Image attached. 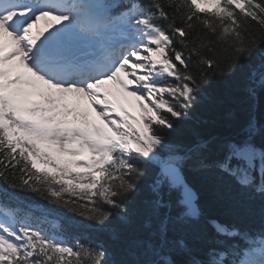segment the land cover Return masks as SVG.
<instances>
[{
    "label": "snow or ice",
    "instance_id": "obj_1",
    "mask_svg": "<svg viewBox=\"0 0 264 264\" xmlns=\"http://www.w3.org/2000/svg\"><path fill=\"white\" fill-rule=\"evenodd\" d=\"M261 45L264 0H0V177L104 224L112 212L101 205L124 209L142 165L164 146L158 130L186 115L220 67L216 46L250 60ZM259 78L264 88V53ZM216 166L244 187H256L259 176L264 195V143L253 132L226 144ZM164 186L183 218H198L177 163L162 166L154 190ZM10 196L0 199V264H111L100 245L68 244L20 219L4 202ZM212 227L222 247L184 264H264V229ZM159 231L154 258L142 264H178L167 225ZM175 249L190 255L183 240Z\"/></svg>",
    "mask_w": 264,
    "mask_h": 264
},
{
    "label": "trees",
    "instance_id": "obj_2",
    "mask_svg": "<svg viewBox=\"0 0 264 264\" xmlns=\"http://www.w3.org/2000/svg\"><path fill=\"white\" fill-rule=\"evenodd\" d=\"M140 2L147 5L149 0ZM168 11L171 16V10ZM167 23L161 21V26L166 28ZM176 23H183L179 15ZM196 31L203 34L206 30L198 26ZM251 31L257 39L261 38L258 28L253 27ZM209 38L214 39L210 34ZM177 47L180 45L177 44ZM216 51L220 67L208 72L201 90L196 94V101L186 115L179 120L172 118V129L158 130L164 141V146L156 153L160 156L184 153L189 147L209 140L207 146L173 159L194 194L199 209L198 218H183V210L176 205L174 195H170L164 187L154 190L159 172L154 163L142 165L145 176L139 181L137 191L124 200L122 211L101 205L105 211L112 212L104 224L84 218L79 214L81 210L71 211L84 224L94 226V230L87 231L92 241L85 244L102 246L111 264H142L153 259L149 249L161 240L159 230L162 223L167 225L168 250L178 264H184L192 257L204 259L208 249L222 247L223 238L217 237L210 220L242 232H251L264 224V195L241 186L229 175L220 174L217 167L208 166L212 165L214 157L223 152L226 144L240 141L249 131L253 132L257 145L264 143V88L252 80L259 75L264 45L255 50L250 60L237 59L235 53L224 51L222 46H216ZM252 84L255 86L252 87ZM13 179L8 176L9 181ZM0 189L24 202L55 205L39 194L8 188L2 177ZM178 240L185 242L190 255L176 251Z\"/></svg>",
    "mask_w": 264,
    "mask_h": 264
},
{
    "label": "rangeland",
    "instance_id": "obj_3",
    "mask_svg": "<svg viewBox=\"0 0 264 264\" xmlns=\"http://www.w3.org/2000/svg\"><path fill=\"white\" fill-rule=\"evenodd\" d=\"M259 79H260V78H259ZM254 86H255V85L252 84V87H254ZM166 161L169 162V160H166ZM165 163H166V162H165ZM161 170H162V167H161V168L159 167V175H160ZM164 188L167 189L166 186H164ZM167 190H168V189H167Z\"/></svg>",
    "mask_w": 264,
    "mask_h": 264
},
{
    "label": "bare ground",
    "instance_id": "obj_4",
    "mask_svg": "<svg viewBox=\"0 0 264 264\" xmlns=\"http://www.w3.org/2000/svg\"><path fill=\"white\" fill-rule=\"evenodd\" d=\"M129 111H132L134 115H136V111H134L133 109H129Z\"/></svg>",
    "mask_w": 264,
    "mask_h": 264
}]
</instances>
